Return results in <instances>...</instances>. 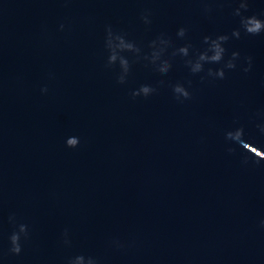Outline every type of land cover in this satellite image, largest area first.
Wrapping results in <instances>:
<instances>
[{
	"label": "clouds",
	"instance_id": "9594fccd",
	"mask_svg": "<svg viewBox=\"0 0 264 264\" xmlns=\"http://www.w3.org/2000/svg\"><path fill=\"white\" fill-rule=\"evenodd\" d=\"M246 7V6H245ZM242 23H245V20L242 21ZM262 29H264V24L261 23L260 20L256 19L255 17H249L247 18V23H245V30L250 33V34H258ZM181 34H183V29H181ZM236 35L238 36L239 33H236ZM221 39H224V37H221ZM214 60H219L220 59V56H219V53H217V55H215L213 57ZM230 67L232 65H229ZM221 76H223V72L220 73ZM143 91L145 93L148 92V89L147 88H144ZM78 139L77 138H70L67 140V145L69 147H75L77 144H78ZM19 241V237L17 236H13L12 237V251L14 253H19L20 252V245L18 243Z\"/></svg>",
	"mask_w": 264,
	"mask_h": 264
}]
</instances>
